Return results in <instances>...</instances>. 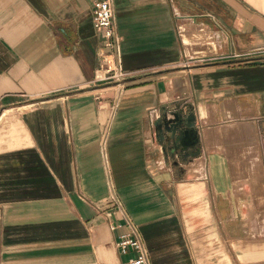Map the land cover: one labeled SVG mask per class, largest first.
I'll list each match as a JSON object with an SVG mask.
<instances>
[{
    "label": "crops",
    "instance_id": "0c3cea01",
    "mask_svg": "<svg viewBox=\"0 0 264 264\" xmlns=\"http://www.w3.org/2000/svg\"><path fill=\"white\" fill-rule=\"evenodd\" d=\"M113 8L126 73L117 94L96 77L107 49L91 0H0V264H127L134 252L117 247L125 227L110 229L123 222L114 199L152 264H264V191L236 185L264 179V60L244 55L264 47V0ZM178 16L217 37L189 67ZM175 104L193 108L197 155L171 153L155 130Z\"/></svg>",
    "mask_w": 264,
    "mask_h": 264
},
{
    "label": "built area",
    "instance_id": "2783aa9c",
    "mask_svg": "<svg viewBox=\"0 0 264 264\" xmlns=\"http://www.w3.org/2000/svg\"><path fill=\"white\" fill-rule=\"evenodd\" d=\"M91 1L94 27L102 39L104 47L107 49L105 51L102 50L99 53L96 77L100 80L116 82L118 92H120L124 88L126 73L121 65V37L116 31L113 0ZM177 18V22H183L185 19H188L186 16H178ZM177 28L179 29V25H177ZM198 31H202L204 33L207 31L210 33V38L214 42L217 41V37L213 30L206 28L204 25H198ZM209 43L213 42L211 41ZM252 52L264 53V47L255 49L249 53ZM157 116L158 115H154L151 111L150 117L152 124ZM114 200L116 209L113 212L120 214L123 222L119 224L110 223V229L115 230L119 226L125 227V230L118 235L117 247L122 253H126L129 249L134 252V255L127 260V264H152L138 225L130 217L119 199ZM110 213L112 212H108V215H110Z\"/></svg>",
    "mask_w": 264,
    "mask_h": 264
},
{
    "label": "rangeland",
    "instance_id": "374dc122",
    "mask_svg": "<svg viewBox=\"0 0 264 264\" xmlns=\"http://www.w3.org/2000/svg\"><path fill=\"white\" fill-rule=\"evenodd\" d=\"M179 29L177 28V32H178V36H179V40L181 42V44L183 45L184 48V55H186L185 57V64L184 67H189L190 66V62L193 61L194 59H197L196 56L199 55H208V53H211V51H213L216 49V43L214 42L211 38H210V33H208L207 31L202 32V31H198V25H194V24H190L188 25L187 22H179ZM180 26H183V28H185V34L187 39L184 40V36H183V30L181 29ZM210 29V28H208ZM212 30V29H211ZM205 38V39H203ZM184 40V41H183ZM213 42V43H209V42ZM200 50V51H199ZM263 52H252V53H245L244 55L246 57H249L250 59H259V60H264V54H262ZM189 55L195 56V58H190ZM237 53H229V56L231 57H237ZM239 56V55H238ZM112 84H114L115 86V94L118 93V88H117V84L116 82L111 81ZM125 82V80H124ZM232 124H238L237 122L232 123ZM259 132V137H260V148H261V152H262V159L264 161V137L262 136V132L263 130L260 129ZM240 148V145H235L232 146V149L235 150L234 152H236V157L237 160L234 162L238 168H240L241 171L245 170V167L247 165V160H245V155L246 153H243V151L240 150V152H237V149ZM264 163V162H263ZM228 168L231 169L232 167V162H227ZM264 166V164H263ZM254 179L257 181L256 178L253 177H243L241 178L238 182H236L237 186L242 187L243 185L248 188L251 186V188L254 186V190L256 192H260L263 190L264 191V179L263 176L261 175V183L258 185V183L256 182V184L254 183ZM260 182V180H259ZM255 196L257 197L258 194L256 193ZM258 198V197H257ZM258 201V199H257ZM262 202V201H259ZM99 212V211H98ZM247 212L246 215H244V218L246 219V222L250 223V226L254 229V233L252 235H257L256 229L260 230V226L263 225L261 223H259L257 216L258 214L255 213V211H245V213ZM255 213V214H254ZM253 214L251 217L250 215ZM254 225V226H252Z\"/></svg>",
    "mask_w": 264,
    "mask_h": 264
},
{
    "label": "water",
    "instance_id": "95a60500",
    "mask_svg": "<svg viewBox=\"0 0 264 264\" xmlns=\"http://www.w3.org/2000/svg\"><path fill=\"white\" fill-rule=\"evenodd\" d=\"M195 114L193 108L188 105L180 107H163L155 121L154 127L161 141H168L171 153L185 152V156L199 154L200 148L198 131L195 126Z\"/></svg>",
    "mask_w": 264,
    "mask_h": 264
},
{
    "label": "bare ground",
    "instance_id": "6f19581e",
    "mask_svg": "<svg viewBox=\"0 0 264 264\" xmlns=\"http://www.w3.org/2000/svg\"><path fill=\"white\" fill-rule=\"evenodd\" d=\"M205 138H206V140H209V141H211V140L213 139L212 132H211V131H209V133H208V134H206Z\"/></svg>",
    "mask_w": 264,
    "mask_h": 264
}]
</instances>
